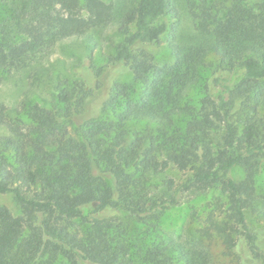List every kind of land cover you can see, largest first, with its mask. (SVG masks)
<instances>
[{
	"label": "trees",
	"instance_id": "1",
	"mask_svg": "<svg viewBox=\"0 0 264 264\" xmlns=\"http://www.w3.org/2000/svg\"><path fill=\"white\" fill-rule=\"evenodd\" d=\"M175 3L0 0V86L93 29L122 37L92 81L58 78L49 102L0 105V195L18 208L0 202V264H215L214 242L233 264H264V233L247 219L264 221V0H183L185 43ZM118 65L132 80L109 86ZM172 167L183 183L163 177ZM190 192L215 209L182 242L162 220Z\"/></svg>",
	"mask_w": 264,
	"mask_h": 264
},
{
	"label": "rangeland",
	"instance_id": "2",
	"mask_svg": "<svg viewBox=\"0 0 264 264\" xmlns=\"http://www.w3.org/2000/svg\"><path fill=\"white\" fill-rule=\"evenodd\" d=\"M108 2L119 4L121 8L129 5L133 0H107ZM136 1V0H134ZM176 6L181 13V23L178 30V41L185 43L191 40L193 28L189 17L185 14L183 0H175ZM3 10L0 8V19ZM170 24H175L173 17L169 18ZM168 37L164 39L163 47L160 49V57L169 62L173 61V55L166 46ZM122 37L116 29L96 28L91 30L85 38L80 40L70 39L54 47L49 54L38 62H34L29 67L20 71L4 73L3 81L0 86V105L9 107L20 106L24 101L46 103L53 99L51 93L52 85L58 78L81 77L92 81V66H101L105 62L102 49L113 53L110 44L118 43ZM93 56V57H92ZM213 57V56H212ZM213 59V58H212ZM239 75L232 78L235 82ZM131 72L124 66L113 67L107 78V85L110 86L115 81L130 82ZM197 93V92H196ZM193 97L197 98V94ZM8 134L5 127L0 126V136ZM235 175L240 176L238 172ZM164 178H172L177 183H183L187 176L175 168H169L163 175ZM158 180V179H157ZM158 183L161 184V178ZM258 191L264 193V170L256 178ZM0 202L17 213L18 208L14 198L10 194L0 195ZM214 199L207 193H188L183 195L181 202L167 211L163 220L162 228L174 235L178 240L184 242L187 237L194 233V230L204 226L203 220L210 213V207L214 206ZM197 210L195 217L191 215L193 209ZM215 209V206L212 210ZM211 210V211H212ZM122 220L129 226L131 235L139 240L143 233L142 228L137 222L123 216ZM247 219L250 225L263 231L264 221L259 220L250 212H247ZM135 240V241H136ZM212 254L215 264H233L231 259L223 255L222 247L219 242L212 243Z\"/></svg>",
	"mask_w": 264,
	"mask_h": 264
}]
</instances>
